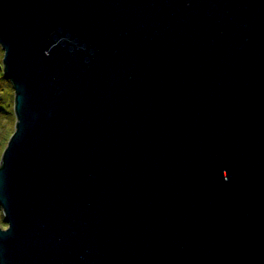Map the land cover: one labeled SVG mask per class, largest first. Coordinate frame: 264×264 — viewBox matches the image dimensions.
Masks as SVG:
<instances>
[{"label":"water","instance_id":"obj_1","mask_svg":"<svg viewBox=\"0 0 264 264\" xmlns=\"http://www.w3.org/2000/svg\"><path fill=\"white\" fill-rule=\"evenodd\" d=\"M0 43V264H264V0H0Z\"/></svg>","mask_w":264,"mask_h":264},{"label":"rangeland","instance_id":"obj_2","mask_svg":"<svg viewBox=\"0 0 264 264\" xmlns=\"http://www.w3.org/2000/svg\"><path fill=\"white\" fill-rule=\"evenodd\" d=\"M3 54L2 60H3ZM3 62V61H2ZM15 91H13L12 97L14 98ZM1 106H5L4 109L0 108V160L2 158V154L4 149L9 141L10 136L14 132V128L16 125L17 114L15 110L14 103H11V98L7 96V93H3ZM6 219L3 212V207L0 204V226L6 227Z\"/></svg>","mask_w":264,"mask_h":264},{"label":"trees","instance_id":"obj_3","mask_svg":"<svg viewBox=\"0 0 264 264\" xmlns=\"http://www.w3.org/2000/svg\"><path fill=\"white\" fill-rule=\"evenodd\" d=\"M4 53V49L0 43V104H1V100L2 97L4 96L3 93H7V96H9L11 98V103H14L15 106V94H14V98L12 97L13 95V91H15L14 89V84L12 82V80L6 75L4 67H3V60L1 59L2 56L1 54ZM0 108L4 109L5 106H1ZM7 223V222H6Z\"/></svg>","mask_w":264,"mask_h":264}]
</instances>
